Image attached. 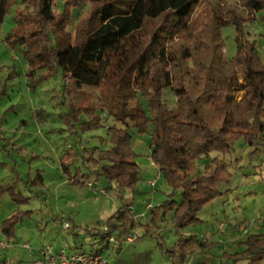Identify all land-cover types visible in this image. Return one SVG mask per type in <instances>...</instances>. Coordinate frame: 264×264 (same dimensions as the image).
<instances>
[{
    "label": "trees",
    "instance_id": "16d2710c",
    "mask_svg": "<svg viewBox=\"0 0 264 264\" xmlns=\"http://www.w3.org/2000/svg\"><path fill=\"white\" fill-rule=\"evenodd\" d=\"M10 1L3 0L1 17L8 12ZM22 1L24 7L18 11V25L10 40L26 46L32 66L61 67L67 84L66 91L71 98L77 89L84 86H102L110 75L111 67L119 72L129 70L132 95L139 98L135 109L121 106L120 111L116 112L108 108L110 116L123 125L108 126L109 150L98 149L87 157L86 147L74 152L70 145L71 152L62 155L61 168L70 185L97 188L100 178H104L111 183L113 190L136 191L141 182V167L135 161L129 129L134 127L146 132L149 126L153 127L151 158L165 177L171 189L170 196L153 209L150 222L143 225L135 220L132 204L123 203L115 215L93 234L101 248L106 244L103 250L100 248L101 252L106 255L110 244L120 248L139 226L144 229V235L158 240L162 253L168 255L173 264H187L196 247L211 250L215 243L211 241L212 238L198 240L195 236L185 242H177L171 248L167 247L166 237L161 230L167 224L179 233V230L198 223L199 213L225 195L223 186L234 178L231 164L220 157L210 158L212 152H232L234 144L240 139L251 147L252 153H258L264 147V65L259 61L256 48L246 50L240 45V54L233 62L223 60L242 68L243 81L226 79L228 84L222 82L220 88L211 84L205 99L207 111H203L190 91L181 84L183 63L174 60L177 57L172 55L167 44L168 33L186 27V21L199 0H65L66 6L61 12L53 0ZM243 2L252 13L264 11V0ZM90 4L94 5L91 15L80 27L78 39L68 43L69 32L67 30L66 35L63 32L72 26L74 12L77 14L80 8ZM163 15L166 24H160L151 35L149 46L141 50L135 59L140 43L136 36L149 20L159 19ZM236 22L239 27L242 26ZM28 23L31 25L27 26ZM182 58L185 62L193 58L196 69L193 53L185 51ZM200 63L198 65L202 66ZM198 73L196 71L193 79H199ZM198 81L197 84L200 83ZM165 87H171L176 93V109L165 107L162 100ZM239 92H242L240 97L236 95ZM102 104L100 108L106 111L109 106ZM71 107L68 123L76 127L73 119L80 121L82 111L88 110V107L75 102L71 103ZM104 119L107 121V113ZM85 128L82 126L83 130ZM207 158H210V163L205 167V174L195 181L188 169L196 161ZM81 160L83 166L73 167ZM37 173L35 179L30 178L25 183L46 186L42 173ZM18 180H21L20 176ZM5 192H9L16 203H22L15 185L0 186V202ZM32 214L33 211L17 208L5 219L2 226L6 240L15 238L18 224ZM259 230L243 233L242 241L236 240L242 248L234 253L226 252L224 256L235 261L248 260L250 264L264 262V231ZM111 237H115L116 242H109Z\"/></svg>",
    "mask_w": 264,
    "mask_h": 264
},
{
    "label": "rangeland",
    "instance_id": "374dc122",
    "mask_svg": "<svg viewBox=\"0 0 264 264\" xmlns=\"http://www.w3.org/2000/svg\"><path fill=\"white\" fill-rule=\"evenodd\" d=\"M53 1L60 12L64 11L65 0ZM10 3L8 12L3 17L0 16V184L6 187L15 185L16 192L23 195L21 200L24 202L18 204L8 193L5 194L0 208V223L18 207L33 210L34 216L20 224L16 238L28 240L30 250L35 244H50L57 250H98L101 246L88 229H93L99 223L104 224L99 215L102 202L108 196L102 194L100 189L110 192L109 196L118 199L120 206L123 205L122 199L127 196L126 203L131 202L134 206L138 202L137 210H143L144 202L141 204L139 201L146 197L139 192V187L145 180H155L158 173H152L144 166L141 169L142 180L134 192L129 189L113 190L111 183L104 178H100L97 188L71 187L65 183L66 177L60 166V159L70 151V145L74 152L86 147L87 157L92 155V151L111 148L108 126L123 125L114 116H110L108 108L119 112L121 106H126L127 109L138 106L139 98L132 95L131 72L125 69L119 72L111 67L110 75L102 86H84L77 89L71 98L66 91L67 84L61 67L32 66L26 46L10 40L18 25V11L23 9L24 2L12 0ZM2 5L3 0H0V12ZM93 6L86 5L77 14L74 12L72 26H68L63 32V35H66L67 30L69 32L68 43H74L78 39L79 29L90 17ZM164 18L165 15L149 20L146 27L138 33L136 38L140 43L135 59L141 54V50L149 46L151 35L160 24H166ZM235 20L242 26L239 27ZM225 22L227 23L223 24ZM186 23V27L168 33L167 44L172 55L177 57L174 60L183 63L181 84L190 91L200 109L207 111L205 99L211 84L220 88L222 82L228 84L226 79L243 81L242 68L223 62L224 59L233 62L240 54V45L246 50L256 48L259 61L264 65V11L252 13L244 6L243 0H199ZM167 24L169 26L170 21ZM30 25L31 23L27 24ZM185 51L193 53L197 65L201 62L202 66L196 65L194 69L193 58L185 62L182 58ZM178 69L180 70V66ZM196 71H199V84L197 79H193L197 75ZM162 94L165 107L176 109L177 97L172 88L165 87ZM236 95L240 97L242 92ZM73 102L88 107V110L82 111L80 121L73 119L76 127H71L68 123ZM102 103L109 106L105 108L106 111L101 109ZM105 113L108 115L107 121L104 119ZM82 126L86 128L83 130ZM152 130V125L146 132L134 127L129 129L138 165L139 162L151 165ZM233 147L232 152L210 154V158L220 157L231 164L230 170L234 178L223 186L225 195L199 213L198 223L179 230V233L167 224L161 230L166 237V246L170 248L177 242H185L191 236L198 240H202L207 234L212 237L211 241L215 242L212 252L205 255V262L201 264H250L248 260L235 261L224 256L226 252L234 253L242 248L232 242V227L251 222L260 215L264 217V147L258 153H252L251 147L246 146L243 139L238 140ZM210 158L198 160L188 169L195 181L205 174ZM76 166H83L82 160L73 165ZM39 170L42 171L46 186L41 187L31 182L27 185L25 182L30 178L35 179ZM18 175L21 180H18ZM164 180L165 177L161 175L157 186L159 196L165 194L160 187ZM54 215H58L60 220H54ZM65 221L71 224L70 228L65 229ZM220 225L227 231H219ZM262 229L264 231L263 227ZM252 231L255 233V230ZM2 239L5 240L4 234ZM14 243L22 245L25 242ZM135 243L140 251H150V264H173L168 255L161 252L158 240L151 236L141 237ZM197 252L198 249L195 253ZM195 258L199 263L198 257L192 255V262L187 264H196L193 263Z\"/></svg>",
    "mask_w": 264,
    "mask_h": 264
},
{
    "label": "crops",
    "instance_id": "0c3cea01",
    "mask_svg": "<svg viewBox=\"0 0 264 264\" xmlns=\"http://www.w3.org/2000/svg\"><path fill=\"white\" fill-rule=\"evenodd\" d=\"M139 165H140L142 170L144 169V166H145V167H147L146 169L150 170L152 173H155V172L158 173L156 178H155V179H157L156 187L153 188L150 185V182L153 181V180H149V181L145 180L144 184H142L139 187V192H141V194L143 196L145 195V197H146V198L143 197L142 200L139 201V202H141V204H142V202H144V206H145L144 209L143 210H137L138 206H136V205H137L138 202L134 206H133V204L131 202H129V203L132 204L131 207L133 208V212H134V215H135V220H137L138 224H142L143 225L145 223L150 222V213L153 211V209L155 207L161 205L162 203H164L169 198L171 191H169L170 188H169V185H168L167 181L164 180L161 183L160 187H161V190L164 191L165 194L164 195H160V196L158 195V194H160V192H158L157 186L159 184V179H160L161 175L159 174V169H158L157 165L154 164L153 161L151 162V165H149V166L143 164L142 162H139ZM60 166H61V160H60ZM62 171H63V168H62ZM40 172L42 173V171H40ZM63 173H64V171H63ZM64 175L66 177L65 183L70 185L69 181L67 180V176H66L65 173H64ZM141 175H143V172H141ZM18 177H19V175H18ZM20 179H21V177H20ZM45 185H46V183H45ZM0 186L1 187H6V186H2L1 184H0ZM70 186L72 187V186H76V185H70ZM115 189H117V188H115ZM117 190H120V189H117ZM142 191H144V192H142ZM156 191L158 192L157 194H156ZM145 192H147V193H145ZM7 193L10 195L9 192H5L3 194V196L5 194H7ZM109 193L110 192H108L107 195H106V196H108L107 199L102 202V205H101L102 209H101L100 215H99L100 220L104 224L101 225V223H99L93 229H88V232L90 233L91 236H93L94 232H96V229H98V230L101 229L106 224V222L110 218H112L115 215V213L121 208L119 200L115 199V198L112 199L111 196H109L110 195ZM3 196L1 197L0 208H1L2 203H3ZM21 197H23L22 194H21ZM32 197H34V196H32ZM11 198H13V197L11 196ZM126 198H127V196H125V198L122 199L123 203H126L125 202ZM13 201H14V198H13ZM129 203H127V204H129ZM141 204H139V205H141ZM148 204H151L153 206V208L149 209L148 206H147ZM18 208L21 209L20 207H18ZM24 211H33V210H24ZM13 213H14V211H13ZM34 213H35V211H33V214L30 217V219H32V217L34 216ZM7 218H5V219H7ZM53 219L56 220V221L60 220L58 215H54ZM143 219H144V221H143ZM101 221H98V222H101ZM3 222L4 221H2L0 223V229L2 231H3V226H2ZM20 224H18V227L16 229L15 238H12L10 241L28 243V240H26V239L16 240L17 234H18V229L21 226ZM263 225L259 228L260 229L259 231H263V229H262ZM134 233L138 234V236H139L138 239H140L141 237H144V236H150V235H144V229L142 228V226L137 227L134 230ZM4 235H5V239H7V236H6L5 233H4ZM230 235H232V237H233L232 242H234V243H237L236 240L242 241V239L244 238L243 237L244 236L243 232L242 231L240 232L238 230L234 231L232 229ZM92 240H94V238H92ZM135 242H130V243L125 242L120 248L118 247V245L110 244L109 248H107V250H106V256H107L109 262L111 264H150L151 259H152L150 251H145V252L140 251L139 248L136 247V245H135L136 243ZM47 245H50V244H47ZM47 245L46 244H40V245L39 244H35V246H33V248L31 250L28 249V248L23 247L22 245L15 246V247H12V248H8V249H5V250H1L0 251V254H1L0 255V259L2 260V264H40V261L42 260V253L40 252V250H41V248L43 246H47ZM159 247H160V245H159ZM75 249H77V248H75ZM75 249H71V250H68V251L75 252L74 251ZM160 249H161V247H160ZM197 249H198V252L195 253ZM55 250H57V249H55ZM211 252H212V249L211 250H203L201 248L199 249L198 247H196L194 249V253L192 255H195V256L198 257L199 263L196 260L197 258L193 259L194 260L193 263L194 262L196 264L204 263L205 262V259H204L205 255L206 254H210ZM190 261L192 262V259H190Z\"/></svg>",
    "mask_w": 264,
    "mask_h": 264
},
{
    "label": "built area",
    "instance_id": "2783aa9c",
    "mask_svg": "<svg viewBox=\"0 0 264 264\" xmlns=\"http://www.w3.org/2000/svg\"><path fill=\"white\" fill-rule=\"evenodd\" d=\"M157 179L150 182L151 187H156ZM100 192L102 194L107 195V191L105 189H100ZM149 209H152L153 206L151 204L147 205ZM65 229H68L71 227V224L69 222H64ZM264 224V217L260 215V217L256 218L255 220L251 222H244L241 223V225L233 227L232 229L242 231L243 233L250 232L252 230H259V228ZM221 232L227 231L223 225H220L219 227ZM3 231L0 229V250H5L8 248H12L15 246H19L18 244L9 241V240H3L2 239ZM205 240H210L212 237H210L208 234L204 236ZM138 240V234H133L127 237L126 242H135ZM109 242L113 243L116 242L115 237H111L109 239ZM23 247L25 248H31L29 243H23ZM106 247V244L103 245L101 248L102 250ZM101 249L89 251V252H70L66 248H61V250H55L53 245H47L43 246L40 250L42 253V260L40 261V264H111L107 258V256L101 252Z\"/></svg>",
    "mask_w": 264,
    "mask_h": 264
}]
</instances>
